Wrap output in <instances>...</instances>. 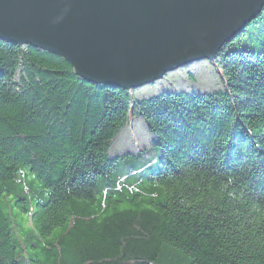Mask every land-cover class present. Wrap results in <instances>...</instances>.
Segmentation results:
<instances>
[{
	"label": "trees",
	"instance_id": "1",
	"mask_svg": "<svg viewBox=\"0 0 264 264\" xmlns=\"http://www.w3.org/2000/svg\"><path fill=\"white\" fill-rule=\"evenodd\" d=\"M211 64L138 100L0 41V264H264V9Z\"/></svg>",
	"mask_w": 264,
	"mask_h": 264
},
{
	"label": "water",
	"instance_id": "2",
	"mask_svg": "<svg viewBox=\"0 0 264 264\" xmlns=\"http://www.w3.org/2000/svg\"><path fill=\"white\" fill-rule=\"evenodd\" d=\"M263 8L264 0H0V40L59 56L88 83L130 91L214 63Z\"/></svg>",
	"mask_w": 264,
	"mask_h": 264
},
{
	"label": "rangeland",
	"instance_id": "3",
	"mask_svg": "<svg viewBox=\"0 0 264 264\" xmlns=\"http://www.w3.org/2000/svg\"><path fill=\"white\" fill-rule=\"evenodd\" d=\"M221 90H223V86L217 70L211 63L200 61L188 68L168 74L163 80L139 90L135 96L138 100H148L164 93L211 94Z\"/></svg>",
	"mask_w": 264,
	"mask_h": 264
},
{
	"label": "bare ground",
	"instance_id": "4",
	"mask_svg": "<svg viewBox=\"0 0 264 264\" xmlns=\"http://www.w3.org/2000/svg\"><path fill=\"white\" fill-rule=\"evenodd\" d=\"M264 9V8H263ZM263 11V10H262ZM262 13V12H261ZM261 13H260V15H261ZM259 15V16H260ZM258 16V17H259ZM256 20V19H255ZM242 29V27L241 26H239L238 28H237V31H236V33H239V32H243L244 30H241ZM0 41H2V40H0ZM2 42H4V41H2ZM6 44H12V43H7V42H5ZM16 45V44H15ZM19 46V45H18ZM20 47H30V46H20ZM33 48V47H32ZM223 49V48H222ZM221 49V50H222ZM221 50H220V52H221ZM43 52V51H42ZM219 52V53H220ZM218 53V54H219ZM56 56V55H55ZM59 57V56H58ZM216 58H217V55H216ZM216 58H215V60H216ZM198 62V61H197ZM206 62H209V61H206ZM194 63H196V62H193V63H191V64H189L190 66H192V65H194ZM209 63H212V62H209ZM189 65H186L184 68H188V67H190ZM73 69V68H72ZM181 69H183V68H181V67H178L177 68V70H175V71H171V72H168L167 74H166V76L168 75V74H170V73H174V72H178V71H180ZM75 73V72H74ZM77 76V75H76ZM91 84V83H90ZM95 85V84H94ZM97 86H99V85H97ZM149 86H151V85H144V86H139L138 87V89H133V90H130V91H127V92H132V91H139V90H142L144 87H149ZM102 87H104V86H102ZM106 87H110V86H106ZM142 87V88H141ZM118 89H120V88H118ZM120 90H124V89H120ZM125 91V90H124ZM118 139L115 141L116 143H118ZM120 144V143H119Z\"/></svg>",
	"mask_w": 264,
	"mask_h": 264
}]
</instances>
